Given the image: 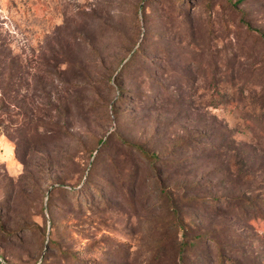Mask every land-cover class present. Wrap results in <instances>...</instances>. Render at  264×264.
Instances as JSON below:
<instances>
[{"label": "rangeland", "instance_id": "1", "mask_svg": "<svg viewBox=\"0 0 264 264\" xmlns=\"http://www.w3.org/2000/svg\"><path fill=\"white\" fill-rule=\"evenodd\" d=\"M0 264H264V0H0Z\"/></svg>", "mask_w": 264, "mask_h": 264}, {"label": "trees", "instance_id": "2", "mask_svg": "<svg viewBox=\"0 0 264 264\" xmlns=\"http://www.w3.org/2000/svg\"><path fill=\"white\" fill-rule=\"evenodd\" d=\"M147 156V155H146Z\"/></svg>", "mask_w": 264, "mask_h": 264}]
</instances>
